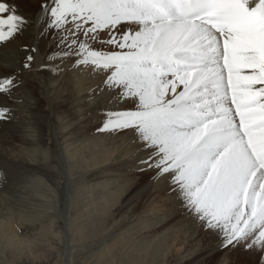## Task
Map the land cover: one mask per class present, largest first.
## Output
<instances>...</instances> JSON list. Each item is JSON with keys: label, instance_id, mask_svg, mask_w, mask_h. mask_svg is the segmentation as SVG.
<instances>
[{"label": "rangeland", "instance_id": "obj_1", "mask_svg": "<svg viewBox=\"0 0 264 264\" xmlns=\"http://www.w3.org/2000/svg\"><path fill=\"white\" fill-rule=\"evenodd\" d=\"M80 2L0 0V14L11 17L14 24L13 29L0 31V39L4 42V60L0 57V62L11 67L3 73L6 78H0V219L5 217L3 213L14 212L15 216L21 213L22 218H15L12 224L14 240L18 242L19 239L21 244L27 242L26 249L29 245L47 248L44 259L33 262L26 249L19 254L18 250L2 243L0 237V264H264V212L256 213L254 198L242 199L243 187L239 188L245 178V169H249L243 165L244 154H238L236 159L224 156L214 161L215 167L207 172L211 162L200 163L190 154L189 147L196 133L175 135L155 130L156 126H147L144 116H155L162 103L171 100L166 96L175 95V82L161 90L155 85L158 81L144 86V81L133 80L136 95L149 91L152 106L145 109L124 106L121 110L118 96L121 93L114 89L124 91L121 97L124 105L130 104L133 94L129 82L125 81L128 78L117 80L110 72L99 68L97 59H102L98 57L102 55L98 47L95 48L99 45L93 47L92 42H88L104 33L116 39L120 37L123 47L138 49L142 44L150 48L153 43L147 39L143 41L140 33L129 36L128 27L123 25L114 28L97 25V31L92 25L101 22L95 21L96 15L91 8ZM171 29L160 25L145 32L157 31L155 43H161L163 37L169 40L168 31L179 30ZM106 48L99 49L101 54L109 51ZM21 49L31 51L25 64L27 71L18 69L20 64L15 55L18 56ZM36 63L44 67L45 75L37 77L31 72ZM79 67L85 68L82 70L89 76L91 74L85 85L98 84L95 88L90 84L84 96L75 94L77 85L72 81L75 80L73 73L82 77ZM126 67L128 69L129 64ZM135 67L136 64L130 69ZM96 70L99 75H95ZM19 84H23V88L15 91ZM100 89L104 97H100ZM31 95L37 102L32 108L41 112L38 115L49 114L48 120L38 124L42 137L39 151L23 150L22 143L14 140L7 124L13 117L18 120L29 115L24 106L16 105L30 101ZM5 100L6 105L3 104ZM128 114L143 116L140 121L147 128L134 130L136 123L125 122ZM112 121L116 124L111 125ZM29 125L33 123L29 121ZM148 146L157 148V156L142 166L137 153ZM204 149L213 159L211 147ZM234 160L239 162L235 167L238 174L235 181L230 177ZM167 164L168 170L162 171ZM204 167L207 173H203ZM213 173L218 176L214 181L211 180ZM202 177L204 187L209 188L206 195L199 192ZM218 181L223 191L236 185L238 198L223 200L217 196L222 193L214 187ZM146 182H150L151 187L143 190ZM253 190H249V196ZM155 192L169 203L154 204L150 199ZM46 208L51 210L44 211ZM232 208L238 212L231 214ZM79 211L84 214L78 216ZM33 215L38 216L34 218ZM236 217H240L237 223ZM233 223H236L233 236L248 228L253 237L262 231L254 241L234 240L225 246V236ZM49 228L55 230L56 237L62 231L61 241L46 234ZM181 228L186 229L180 231ZM43 238L48 239L44 244ZM145 242H152L151 246L160 243L162 250L156 254L150 247L142 252L139 246Z\"/></svg>", "mask_w": 264, "mask_h": 264}, {"label": "bare ground", "instance_id": "obj_2", "mask_svg": "<svg viewBox=\"0 0 264 264\" xmlns=\"http://www.w3.org/2000/svg\"><path fill=\"white\" fill-rule=\"evenodd\" d=\"M41 2H43L44 3V1L45 0H40ZM79 4V3H78ZM81 6V5H80ZM84 7H86L85 5H83ZM80 8V7H79ZM78 8V9H79ZM3 10H4V8H3ZM61 10V9H60ZM80 10V9H79ZM91 11H92V9H90ZM142 10H145V9H142ZM81 11V10H80ZM87 12V11H86ZM89 13V12H88ZM79 14V13H78ZM85 14V13H84ZM95 14V13H94ZM93 15V14H92ZM96 15V14H95ZM77 17H79V15H76ZM91 16V15H90ZM82 18V17H81ZM84 21V20H83ZM82 21V22H83ZM87 22H88V20H87ZM102 23V22H101ZM76 25V24H75ZM97 25L98 26H100L99 24H94V25H92L93 26V28L94 29H98L97 28ZM120 26V25H119ZM121 27V26H120ZM159 26H157L156 28H158ZM102 28V27H101ZM155 28V29H156ZM161 28H162V26H161ZM174 28H176V27H174ZM122 29V28H121ZM147 29V28H146ZM149 29V28H148ZM147 29V30H148ZM152 29V28H151ZM171 29V28H170ZM89 30V29H88ZM108 30V29H107ZM127 31H128V35L129 36H134V34L135 33H137V35H140L139 37H142L143 38V41L145 40V39H147L148 40V38H149V35L151 34H154L155 33V30L153 31L154 33H152V31L150 32V31H148V32H145V31H142V30H138L137 28H134V30H131V29H126ZM146 30V31H147ZM172 30V29H171ZM168 31V33H167V35L169 36V41H170V43H172L173 42V40L174 39H176V36H178L179 37V35H180V31L178 30V31H175V29H174V31ZM98 31V30H97ZM93 32H95V31H93ZM145 32V33H144ZM48 33V32H47ZM92 33V32H91ZM106 33V32H105ZM140 33V34H139ZM88 34V33H87ZM115 34H117L116 32H115ZM119 35V34H118ZM124 35H126L125 33H124ZM136 35V39H137V36ZM173 35H174V38H173ZM114 36V35H113ZM138 37V38H139ZM181 37V41H180V43H186V42H188L189 40H190V38H188V36L186 37V36H183V35H181L180 36ZM120 38V37H119ZM119 38H115V37H111V35L109 36V34H104V33H101L100 35L98 34V36L96 37V39L93 41V40H89V44H90V42H92V46L94 47L95 45H99V46H95V48L96 47H98V48H96V49H98V51L100 52V55H103V54H101V50H99V49H105L106 47V49L107 50H109V51H117V52H123V50H132V49H134L135 47H133V48H131V46L129 47H126V45H125V47H123V45H121V40L119 39ZM134 38V39H135ZM173 38V39H172ZM82 39V38H81ZM119 39V40H118ZM84 40V39H83ZM139 40V39H138ZM141 40V39H140ZM137 41V40H136ZM124 42V41H123ZM138 42H140L141 43V41H138ZM3 41H2V39H0V57H2L3 58V60H4V49H3ZM20 44V43H19ZM18 44V45H19ZM137 44V43H136ZM145 44V43H144ZM149 44V43H148ZM88 45V44H87ZM140 45H142V44H140ZM182 45V44H181ZM109 46V47H108ZM17 47V46H16ZM178 47H180V46H178ZM21 48V47H20ZM138 48V47H137ZM185 48H187V49H190V48H188V47H185ZM89 49V48H88ZM91 49H93V48H91ZM139 49V48H138ZM187 49H185V50H187ZM30 49H27V51H25L24 49H21L20 50V52H19V55L17 56V55H15V58L17 59L16 61H18L19 62V64H20V67L18 68L19 69V71H21V70H23V71H27V69H26V66H25V64H26V60H28V55H29V53L31 52V51H29ZM87 51V50H86ZM89 51V50H88ZM93 51H94V49H93ZM97 51V52H98ZM188 51V50H187ZM16 52V51H15ZM92 52V51H91ZM95 52V51H94ZM11 53V52H10ZM96 53V52H95ZM16 54V53H15ZM83 54V53H82ZM7 56H8V54H6ZM12 55V54H11ZM97 55V54H96ZM106 55H109V53H106V54H104V56H106ZM14 56V55H13ZM90 56H91V54H90ZM90 56H86V57H90ZM129 57V54H127V58ZM82 58H83V56H82ZM81 58V59H82ZM80 59V58H79ZM84 59H85V57H84ZM3 62V61H2ZM6 62V61H5ZM13 62V61H12ZM56 62V61H55ZM69 62V61H68ZM4 63V62H3ZM3 63H1L0 62V78H6L5 76H7V75H3V73H4V71L5 70H7V69H11V67L10 66H5V64H3ZM142 64H143V62H141ZM70 64H71V62H70ZM73 65V64H72ZM71 65V66H72ZM128 65V64H127ZM126 65V66H127ZM34 66V65H33ZM77 66V65H76ZM13 68V67H12ZM69 68V67H68ZM79 68H81V67H79ZM127 68V67H126ZM16 69V68H15ZM44 67L42 68V65L40 64V63H36L35 64V66H34V70L33 71H31L33 74H35V75H37V77L38 76H43V75H45L44 74ZM84 70L85 68H81L80 70ZM96 68H93V70H95ZM32 70V69H31ZM82 70V71H83ZM103 70V69H102ZM101 70V71H102ZM13 71V70H12ZM11 71V72H12ZM17 71V70H16ZM97 71V70H96ZM95 71V73H97ZM6 72V71H5ZM92 72V71H91ZM82 73V72H81ZM6 74V73H5ZM14 74V73H13ZM19 74V73H18ZM17 74V75H18ZM21 74V73H20ZM70 74H72V73H70ZM9 75V74H8ZM12 75V74H11ZM95 75H99V72L97 73V74H95ZM10 76V75H9ZM14 76V75H13ZM75 77V80H74V78H73V84L74 85H77V87H75L76 88V91H75V94L76 95H78V96H84V95H86V91H85V89L86 90H90L89 88H90V84L93 86V88H95V86H97V85H95V83L93 84L92 82H90V84H86L85 85V81L86 80H88L89 78H90V76H91V74H90V76L87 74V72H84L83 71V73L81 74V76L82 77H79L78 76V74H75V73H73V75H72V77ZM76 76H77V78H76ZM84 76V77H83ZM69 77V76H68ZM72 77H71V79H72ZM103 77V76H102ZM195 77H197L198 78V80H200L201 81V83L202 84H205V80H206V77L207 76H205V75H195ZM92 78V77H91ZM103 78H105V77H103ZM109 77H106V79H108ZM112 78V77H111ZM114 78V77H113ZM11 79V78H10ZM121 80H122V78H120ZM194 78L192 77V75H186V76H184V78H183V82L185 83V84H189L190 82H191V80H193ZM90 80V79H89ZM92 80H94V79H92ZM109 80V79H108ZM111 80V79H110ZM113 81V80H112ZM125 81H127V82H129V84H130V88H131V94H133V98H132V100L130 101V104H128V105H124L125 104V101H123L122 100V95H124V91H122V90H115L114 89V92L115 91H117V93H121V94H118V96H119V99H121V102L119 103V108L122 110V109H124V106H129V107H131V108H133V109H141V108H148V106H152L151 105V102L152 101H150V95L148 94V92L149 91H145L143 94H141V95H136V93H135V90H134V88H133V84H132V79H130V78H128V79H125ZM71 82V81H70ZM69 82V83H70ZM97 82H99V81H97ZM68 83V84H69ZM100 83V82H99ZM106 83V82H105ZM104 83V84H105ZM109 83H111V82H109ZM56 84H59V83H57V81H56ZM67 84V85H68ZM107 84V83H106ZM114 84H116V83H114ZM113 84V85H114ZM15 85V84H14ZM60 85V84H59ZM84 85V86H83ZM118 85V84H117ZM117 85H116V87H117ZM125 85V84H124ZM55 86H57V85H55ZM109 86V85H108ZM119 86V85H118ZM23 88V84L22 85H20L19 84V86L15 89V91L16 90H18V88ZM113 87V86H112ZM124 87V86H123ZM20 88V89H21ZM56 88H58V87H56ZM56 88H55V90H56ZM104 88V87H103ZM110 88V87H109ZM60 90H61V88H59ZM68 89H69V87H68ZM67 89V90H68ZM129 89V88H128ZM70 90V89H69ZM108 90H110V89H108ZM12 91V90H11ZM57 91V90H56ZM100 93H101V95L102 96H100V97H104V91L103 90H101L100 89V91H99ZM108 92H110V91H108ZM113 92V91H112ZM23 93V92H22ZM66 93V92H65ZM104 93V94H103ZM21 94V93H20ZM68 94V93H67ZM9 95V94H8ZM60 95H61V93H60ZM72 95V94H71ZM21 96H22V94H21ZM66 96V95H65ZM107 96V95H106ZM8 97V96H7ZM7 97H6V99H7ZM10 97V96H9ZM18 97H20V96H18ZM68 98V97H67ZM24 99V98H23ZM29 99H30V101H28L27 100V102H24V103H22V104H20V105H16V107L17 106H24L25 108H26V110H27V112L29 111V115L28 116H26V114L25 115H23L21 118H18V120L16 119V118H14L13 117V119H12V122H9V123H7V121H6V123L8 124V126H9V129H10V132H11V134H12V136H13V138H14V140H18L19 142H21L22 144H21V148L23 149V150H25V149H27V148H31V149H34V150H36V151H39L40 150V148H41V131H40V129H41V127L38 125L39 123H40V121H42V120H44V119H46V120H48L49 119V114H42V115H38L39 114V112L40 111H35L33 108H32V106L35 104V103H37V102H34L35 101V99H34V96L33 95H31V96H29ZM34 99V100H33ZM130 99V98H129ZM14 101V100H13ZM3 104L4 105H6L7 104V101L5 100L4 102H3ZM160 105V104H159ZM8 107V106H7ZM12 107V106H11ZM10 107V108H11ZM37 107V106H36ZM130 108V109H131ZM17 110V109H16ZM20 110V109H19ZM22 111V110H21ZM19 112L20 111H18L17 113L19 114ZM22 113V112H21ZM41 113V112H40ZM44 113V112H43ZM14 114H15V112H14ZM16 115V114H15ZM21 115V114H20ZM19 115V116H20ZM14 116V115H13ZM18 116V115H17ZM18 116V117H19ZM9 118H11L10 116H8ZM7 117V118H8ZM11 121V120H10ZM29 121H31L32 123H33V125H29ZM12 123H14V124H12ZM12 124V125H11ZM203 151H205V152H207L208 150H205V149H202ZM230 154H228L229 155V157L231 158V159H233V158H235L236 156H238V154H240V153H238V152H236V150H233L232 152H229ZM243 155V154H242ZM135 156H136V154H135ZM137 156H139V158H140V162H141V164H142V166H143V164H145V165H148V163L147 162H149L151 159H152V157H155V156H157V148L155 147V146H148L147 148H145V147H143L142 148V151H140V152H138L137 153ZM245 156V158H243ZM244 156H242V161H243V165H245L246 167H248L249 169H245V166H244V169H245V171H246V173H245V177L248 175V173H249V171H250V169L251 168H253L254 167V165L252 164V162L250 161V159L246 156V155H244ZM240 157H241V155H240ZM65 158H67V155L65 154ZM239 158V157H238ZM236 159V158H235ZM67 160H68V158H67ZM245 160V161H244ZM238 161V160H237ZM240 161V160H239ZM96 161L95 160H93V163H95ZM239 163V162H238ZM238 163L237 162H235V160L233 161V166L231 167V175H230V177L231 178H235L236 177V175H238L237 174V170L235 169V167L238 165ZM144 165V166H145ZM241 164H239V166H240ZM146 167V166H145ZM241 167H243V166H241ZM168 168H169V165L167 164L165 167H164V169L162 170V171H165V170H168ZM144 170H145V168H144ZM146 171V170H145ZM238 171H240V169H238ZM243 171V170H242ZM142 172V171H141ZM241 172V171H240ZM144 173H146V172H144ZM242 173V172H241ZM148 174V173H147ZM219 176H221V175H219ZM239 176H240V174H239ZM241 177H242V175H241ZM218 179V176H216V174H214V179ZM223 179H224V176H223ZM245 179V178H244ZM153 180H155V179H153ZM236 180H238V179H236ZM220 181V180H219ZM218 181V189H220L221 190V192H222V199L223 200H229V199H237L238 197V195H236V194H238V193H236L237 192V188H236V185H235V187H232V186H229V188H228V190L227 191H223L220 187H219V182ZM234 181H235V179H234ZM242 182V181H241ZM241 182L239 183V188H241V187H243V190H242V199H246V198H254V200H255V211H256V213H263L264 212V184L262 185V187H259L258 185H256L255 183H253V182H251L250 183V185H249V188H248V190L246 191V193L244 192V183H243V185L241 186ZM150 182H146V184L143 186V190H148V187H151L150 186V184H149ZM235 184H236V182H235ZM67 183L65 182L64 183V186L65 187H67ZM211 185H213V184H211ZM161 186V185H160ZM155 188V187H154ZM166 188V187H165ZM201 188V187H200ZM238 188V189H239ZM59 189H61V183L60 184H58V190ZM157 189H159V188H157ZM162 189V188H161ZM175 189V188H174ZM209 188H206V187H204V189H203V187L201 188V191H200V193L202 194V195H204L205 193H206V191L208 190ZM252 189H254L253 191H254V193L253 194H251V196H249V190H252ZM168 190V189H167ZM241 190V189H240ZM171 191V190H170ZM172 191H173V188H172ZM210 191H212L211 189H210ZM215 191V190H214ZM166 192V191H165ZM158 193H159V191H158ZM160 194V193H159ZM163 194V193H162ZM168 194V192L166 193V195ZM206 195V194H205ZM160 196V195H159ZM159 196L157 197V192H155V194H152L151 195V199L150 200H154V204H161V203H166V201H167V203H169V201H168V199L166 200V199H163V198H159ZM165 196V195H164ZM169 197V196H168ZM170 197H172V196H170ZM170 197H169V199H170ZM218 198V197H217ZM172 203H173V201H172V199L170 200ZM175 203V202H174ZM49 210H51V209H49V208H46L44 211H47V212H49ZM9 213L10 212H8V213H3L4 215H5V217L6 216H9L8 217V219H5V217L4 218H2V219H0V237H1V240H2V243H4L5 245H8V246H11L14 250L16 249V250H18V251H16L17 253H21L22 251H24L25 249H26V244H28L27 242L25 243V244H21V243H19V239H18V242L16 241V240H14V232H13V228H12V224H13V222H14V219L16 218V220H17V218L18 217H21L22 218V216H20L21 215V213H18L19 215H17L16 214V216L13 214V213H10V215H9ZM16 213V212H15ZM77 213H78V211H77ZM84 214V211H83V213H82V211H79V214H77L78 216L79 215H83ZM3 215V216H4ZM36 216H38V215H33V217L35 218ZM77 216V217H78ZM1 217V216H0ZM81 217V216H80ZM11 219L13 220V221H11ZM55 220V219H54ZM57 221V220H56ZM57 224V223H56ZM52 226V225H51ZM60 229V228H59ZM186 229V228H185ZM185 229H183V228H181L180 229V231H184ZM55 230H53L52 228H49L48 230H47V232H46V234L49 236V235H51L52 234V238H56V240H58V241H61V237H62V235H60V232H61V234H62V231H60V232H58V237H56V235H54L53 234V232H54ZM63 235H64V232H63ZM0 240V241H1ZM48 239L46 238V239H44L43 238V240H42V242L43 241H47ZM29 242V241H28ZM19 244V245H18ZM43 244H44V242H43ZM42 244V245H43ZM46 244H48L49 245V243H46ZM151 244H152V242H150V243H148V242H145V243H143V244H141L140 246H139V250L140 251H145V249H146V252H147V250L148 249H150V247H152V249L155 251V253L156 254H158V252L160 251V250H162V247H161V244L160 243H155L154 245H152L151 246ZM1 246V245H0ZM30 246H32V245H29L28 247V249H26L27 250V254L28 255H30V257H31V259H32V261L34 262L35 260H37V259H44V257L46 256V251H47V248L45 249H43V248H36V246L34 245V248H32V247H30ZM5 248V247H4ZM49 249H50V247H49ZM5 250H7V249H5ZM10 250V249H9ZM43 250V251H42ZM11 251V250H10ZM9 251V252H10ZM51 258V257H50ZM56 258V257H55ZM1 259V258H0Z\"/></svg>", "mask_w": 264, "mask_h": 264}]
</instances>
